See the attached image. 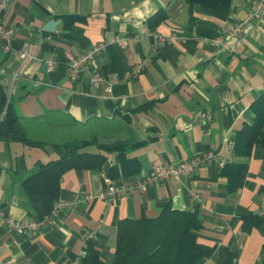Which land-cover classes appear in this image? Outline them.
I'll return each mask as SVG.
<instances>
[{"label": "crops", "instance_id": "1", "mask_svg": "<svg viewBox=\"0 0 264 264\" xmlns=\"http://www.w3.org/2000/svg\"><path fill=\"white\" fill-rule=\"evenodd\" d=\"M160 9L167 17L154 24ZM252 9L248 0L214 7L182 0H11L1 18L15 29L12 45L32 56L22 61L0 37V85L34 135L62 132L73 123L142 140L130 151L141 160L130 181L157 164L207 150L226 162L242 159L230 142L252 120L251 105L264 91V16L246 20ZM50 20H57L53 29ZM238 23L242 32L226 34L232 51L201 40ZM125 35L137 39L122 46L118 38ZM101 41L106 48L71 79L66 51L83 52ZM50 57L57 60L52 70L45 61ZM97 71L104 80L94 83ZM56 156L51 146L0 139V215L37 217L23 181L38 160ZM246 162L235 189L222 166L210 162L114 200L97 195L107 185L105 170L71 168L61 179L58 200L64 206L50 222L18 232L0 218V264H81L88 239L111 262L119 220L155 216L167 204L199 209L198 235L210 250L195 264H224L229 254L233 264H264V144L255 145Z\"/></svg>", "mask_w": 264, "mask_h": 264}, {"label": "trees", "instance_id": "2", "mask_svg": "<svg viewBox=\"0 0 264 264\" xmlns=\"http://www.w3.org/2000/svg\"><path fill=\"white\" fill-rule=\"evenodd\" d=\"M182 1L214 7L232 0ZM166 17L165 9H160L153 22L157 24ZM251 109L252 120L241 126L234 141V152L242 159L226 162L221 171L229 178L232 189L237 188L245 177L246 157L255 145L264 144V91L253 101ZM69 127L72 133H69ZM105 128L80 130L69 123L68 131L64 128L62 132L54 131L46 136L34 135L8 99L6 88L0 85V139L44 148L51 145L57 151L56 157L38 160L23 181L39 218L51 212L60 197L62 176L71 168L102 169L110 177L124 180L139 173L141 160L130 151L143 141L120 138L115 133L109 136L110 131ZM108 161L111 163L105 167ZM251 218L256 220L258 217L253 215ZM202 226L197 207L181 209L167 204L155 216L124 217L118 222L113 261L103 260L99 248L88 239L81 264H195L210 250V246L199 238ZM224 264H233L232 254L227 256Z\"/></svg>", "mask_w": 264, "mask_h": 264}, {"label": "built area", "instance_id": "3", "mask_svg": "<svg viewBox=\"0 0 264 264\" xmlns=\"http://www.w3.org/2000/svg\"><path fill=\"white\" fill-rule=\"evenodd\" d=\"M11 0H0V11L7 8L10 4ZM253 9L249 12L246 17V20H254L261 21L264 16V0H248ZM242 32V24L238 23L236 25L228 24L225 27V33H218L213 36H203L201 40L203 42H212L218 47L226 50H234V43L230 41V39H226V34H234ZM152 34L158 36L162 39L164 36L157 33L156 31H152ZM15 35V29L11 25L4 22L0 15V37H3L5 40V49L9 51H13L15 55L20 57L22 61L29 59L32 54L27 48H15L12 45V39ZM137 37L134 35H125L118 38V43L122 46H126L130 41L136 40ZM106 48V42H98L93 45L91 48L86 51L75 53L70 50L66 51V60L68 65V74L71 79H75L80 72L86 68L90 62L94 59V57L101 53ZM46 66L48 70H52L57 63V60L53 57L45 59ZM139 67L134 68L133 74L138 73ZM128 77V76H126ZM104 80V75L101 72H96L92 76V81L94 83L102 82ZM235 143L230 142V148L234 151ZM217 162L220 166H224L226 163V159L218 154L214 150H207L202 153H196L191 156L189 159L181 160L177 163L169 162L164 164H157L151 170L147 171L144 175L138 176L135 180H126L122 184H116L113 179L103 171V175L106 180V187L98 192V196L102 198H107L109 200H114L120 194L125 193L126 191H131L133 189H144L149 184L165 180L168 178H177L181 179L184 176L191 175L195 172L197 168L201 165ZM195 196H199L198 193H195ZM64 206V202L62 200H58L53 206L50 213L45 216L39 218L36 217L31 220H23L19 218H15L13 216H2L4 217L7 225L10 229L16 230L18 232H28V231H36L40 228L41 225L50 222L53 217L59 212V210ZM75 264H80V261H76Z\"/></svg>", "mask_w": 264, "mask_h": 264}, {"label": "water", "instance_id": "4", "mask_svg": "<svg viewBox=\"0 0 264 264\" xmlns=\"http://www.w3.org/2000/svg\"><path fill=\"white\" fill-rule=\"evenodd\" d=\"M56 21H57V20H50V21L48 22V27L51 28V29H53V27H54Z\"/></svg>", "mask_w": 264, "mask_h": 264}, {"label": "rangeland", "instance_id": "5", "mask_svg": "<svg viewBox=\"0 0 264 264\" xmlns=\"http://www.w3.org/2000/svg\"><path fill=\"white\" fill-rule=\"evenodd\" d=\"M69 133H72V132H71V128H70V127H69ZM70 135H71V134H70ZM50 146H51V145H49V147H50Z\"/></svg>", "mask_w": 264, "mask_h": 264}]
</instances>
